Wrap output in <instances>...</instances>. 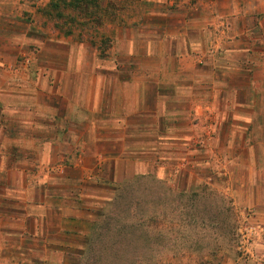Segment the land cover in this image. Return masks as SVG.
I'll list each match as a JSON object with an SVG mask.
<instances>
[{
  "label": "crops",
  "instance_id": "1",
  "mask_svg": "<svg viewBox=\"0 0 264 264\" xmlns=\"http://www.w3.org/2000/svg\"><path fill=\"white\" fill-rule=\"evenodd\" d=\"M248 1L215 0L206 15L167 13L186 25L164 35L158 28L167 23L153 27L167 48L149 43L144 56L154 63L139 59L127 82L68 41L42 43L19 65L0 60V228L19 224L8 240L15 253L81 257L100 210L125 179L161 163L160 150L147 144H156L161 125H201L209 114L217 125H241L264 116V0ZM199 36L208 40L201 45ZM254 164L251 176L264 177V164ZM17 170L20 185L12 178ZM257 187L237 202L252 210L250 264H264V194ZM16 193L33 195L22 206Z\"/></svg>",
  "mask_w": 264,
  "mask_h": 264
},
{
  "label": "rangeland",
  "instance_id": "2",
  "mask_svg": "<svg viewBox=\"0 0 264 264\" xmlns=\"http://www.w3.org/2000/svg\"><path fill=\"white\" fill-rule=\"evenodd\" d=\"M49 1L0 0V60L19 65L42 43L68 41L86 47L92 61L96 55L98 65L108 67L110 75L125 76V82L137 74L139 59L154 63L144 56L149 43L156 41L162 51L167 48L165 42H160L163 36L155 40L153 27L167 23L158 28L164 35L165 31L186 25L167 13L187 10L199 16L217 8L213 5L215 0H104L106 12L114 21L107 22L103 34L92 44L90 40L80 41L55 30L53 23L39 12ZM242 1L248 5V0ZM258 22L256 18L252 24ZM192 23L199 25L195 18ZM198 39L201 45L204 39L208 40H202V36ZM132 86L128 90L132 91ZM263 117L253 114L251 124L243 121L241 125H217V115L209 114L199 120L201 125H161L164 127L157 133L156 144L153 138L152 143H147L160 150L156 154L162 168L159 173L160 168L156 167L158 179L132 183L130 193L142 201L140 205L132 204L134 211L117 215L109 230L102 233L101 241L94 243L90 249L96 257L94 264H250V253L241 249L239 225L248 222L252 210L237 202L250 197L251 186L256 195L261 184L264 194V177L251 176L250 172L255 160L259 167L264 164V145L259 144L264 139ZM153 166H144L145 172L152 171ZM21 176L22 171H12L18 185L22 183ZM205 184L207 188L203 189ZM191 190L202 195L201 202L191 199ZM32 195L16 193L15 201L23 206ZM118 203L125 208V196ZM136 219L140 220L139 230L131 229L135 232L133 242L127 239L130 245L122 254L112 245L116 240L125 243V224L137 222ZM18 226L14 223L6 231L0 228V264L81 263L80 257H62L58 251L15 253L16 242L8 240L20 229ZM119 227H124L123 233L118 231ZM117 254L124 258L118 259Z\"/></svg>",
  "mask_w": 264,
  "mask_h": 264
},
{
  "label": "trees",
  "instance_id": "3",
  "mask_svg": "<svg viewBox=\"0 0 264 264\" xmlns=\"http://www.w3.org/2000/svg\"><path fill=\"white\" fill-rule=\"evenodd\" d=\"M103 4L104 0H51L43 9L39 10V12L42 13L46 20L53 23L54 29L58 30L59 34L77 38L80 41L90 40L93 44L96 43V41L94 40H97L103 34L102 31H104V29L106 28L107 22L114 21L113 17L111 15H108V13L106 12V7H104ZM159 164V161H154V169L152 171H149L145 174L134 175L130 178L125 179L121 187H119L118 194L105 205V208L103 210H100L93 236L89 238L87 247L80 257L82 260V264L95 263L96 257L95 255L91 254L92 251L90 252V249L93 247L95 242L98 243L101 241L100 239H102V233L109 230L112 220L117 218V215L119 214L121 216L126 215V212L128 213L130 210L134 211V209L131 207L132 204L136 203L135 205H140L142 200L139 197L134 198L133 194L130 193V187L133 186V182H141L145 179H148L145 181H149V178L157 180L158 176L155 171L157 165ZM203 187V189H205L207 188V185L205 184ZM123 195L125 196V208H122L124 206L120 207L119 205L121 204L118 203L121 199L124 198ZM190 196L193 201L196 199V201L199 200L201 202V199H203L202 195H199L197 192L192 190ZM196 208L198 207L195 206V209ZM136 220L137 222L133 221L130 224H125V243L121 241L117 242L118 240H116L115 244L112 245L117 246L116 249L122 250L120 251L122 254L124 253V250L125 253L127 252L126 247L127 245H130L127 239H129L130 243L133 242L135 232H132L131 229L135 227L139 230L140 220ZM121 229L123 230L124 227H121ZM122 230H120L119 227L118 231L120 233ZM123 232L124 230L122 231V233ZM97 257L98 259H101V256ZM117 258L121 259L124 258V256H120L119 254H117ZM100 261H102V259ZM207 262L208 261H206V263Z\"/></svg>",
  "mask_w": 264,
  "mask_h": 264
},
{
  "label": "built area",
  "instance_id": "4",
  "mask_svg": "<svg viewBox=\"0 0 264 264\" xmlns=\"http://www.w3.org/2000/svg\"><path fill=\"white\" fill-rule=\"evenodd\" d=\"M247 224L248 223L243 221L241 225H239V234L242 244L241 249L243 250H248L249 245L252 243V239L256 232L254 227H252L250 224L249 225Z\"/></svg>",
  "mask_w": 264,
  "mask_h": 264
}]
</instances>
